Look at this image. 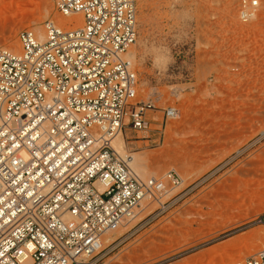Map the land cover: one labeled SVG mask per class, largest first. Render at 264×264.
Returning a JSON list of instances; mask_svg holds the SVG:
<instances>
[{
	"label": "rangeland",
	"instance_id": "374dc122",
	"mask_svg": "<svg viewBox=\"0 0 264 264\" xmlns=\"http://www.w3.org/2000/svg\"><path fill=\"white\" fill-rule=\"evenodd\" d=\"M241 2L137 0L135 102L156 109L150 131L124 132L126 146L147 178L175 171L182 183L162 193L160 216L135 226L159 206L146 200L110 233L101 264H246L264 248V225L250 223L264 212V0L248 19ZM54 4L0 0V47L19 49L24 29L45 36L47 21L68 17Z\"/></svg>",
	"mask_w": 264,
	"mask_h": 264
},
{
	"label": "built area",
	"instance_id": "2783aa9c",
	"mask_svg": "<svg viewBox=\"0 0 264 264\" xmlns=\"http://www.w3.org/2000/svg\"><path fill=\"white\" fill-rule=\"evenodd\" d=\"M243 19L259 0H242ZM82 25H44L0 47V264H101L106 235L133 221L181 177L142 178L114 148L119 132L150 131V102L127 57L138 38L137 0H55ZM178 109L164 111L167 120ZM163 125V123H162ZM158 129L155 143L164 131ZM158 202V201H157ZM135 226L145 225L169 205ZM252 225H264V212ZM246 264H264V248Z\"/></svg>",
	"mask_w": 264,
	"mask_h": 264
},
{
	"label": "bare ground",
	"instance_id": "6f19581e",
	"mask_svg": "<svg viewBox=\"0 0 264 264\" xmlns=\"http://www.w3.org/2000/svg\"><path fill=\"white\" fill-rule=\"evenodd\" d=\"M82 20H83V17H82L81 14H75V15H71V16H68V17H58L54 21L56 22V24L58 26L68 28L70 24H75L76 26L82 25ZM39 29H40V27H39ZM38 38H39L40 41H44L45 40L44 33H42V32L38 33ZM127 57L133 61L135 59L134 51L133 50L132 51L129 50V52L127 53ZM112 144H113L114 148L119 152V154L124 159H126L128 161L130 167L132 168V170L137 175H139L142 178H145L147 176L148 172H146L147 171L146 170L147 167H146L144 159H142L136 153L128 152L127 146H126V139H125V133L124 132H119L114 137ZM157 201L161 202V200H157ZM144 204H145V202H144ZM143 206H145V205H143ZM142 211H144V210H142ZM123 229H124V227H123ZM110 233H112V232H110ZM110 233H108L106 235V239L108 237L111 238V234ZM104 242H107V241L105 240ZM104 242H103V244H104Z\"/></svg>",
	"mask_w": 264,
	"mask_h": 264
}]
</instances>
